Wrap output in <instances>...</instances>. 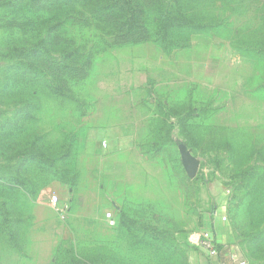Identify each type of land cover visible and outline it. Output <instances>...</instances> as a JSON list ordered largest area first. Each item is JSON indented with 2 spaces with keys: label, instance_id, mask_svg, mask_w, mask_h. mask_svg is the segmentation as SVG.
<instances>
[{
  "label": "rangeland",
  "instance_id": "374dc122",
  "mask_svg": "<svg viewBox=\"0 0 264 264\" xmlns=\"http://www.w3.org/2000/svg\"><path fill=\"white\" fill-rule=\"evenodd\" d=\"M108 127L132 143L100 172L77 153ZM32 142L52 164L17 170ZM75 172L82 205L48 204ZM218 222L264 264V0H0V264H209L192 237Z\"/></svg>",
  "mask_w": 264,
  "mask_h": 264
},
{
  "label": "crops",
  "instance_id": "0c3cea01",
  "mask_svg": "<svg viewBox=\"0 0 264 264\" xmlns=\"http://www.w3.org/2000/svg\"><path fill=\"white\" fill-rule=\"evenodd\" d=\"M124 129H119L117 127H108L104 130H102V134L98 135L95 134L93 137H89L86 140L80 144L77 156L82 158H94L98 162H100V172H102L103 168V160L107 156H113L116 154L117 147L123 148V151H129L130 145L132 141L129 139L119 138V133H123ZM127 132V131H126ZM125 133V132H124ZM115 137L119 138V140L115 139ZM115 143L116 146L114 145ZM119 144H122V146H119ZM114 166H112V164ZM127 163V161H112L110 169H119L120 167L123 168V166ZM119 167V168H118ZM124 169L126 170V166H124ZM124 170V172H125ZM115 171V170H114ZM79 172V171H78ZM78 172L73 173L72 175H68L66 178L69 180L72 184H62L59 182H56L55 185L52 188H49L47 192L44 191V195L47 199V203L50 202V193H56L59 195L61 200H66L69 198V200H75L77 205H82L84 196L88 195L89 193L85 194V191L82 190V184H83V177L79 176ZM114 179H125L123 175H115ZM190 179V178H189ZM119 182V180H116ZM108 198L109 203L114 207V209H118L117 203L118 198H121L123 194L120 192V190L114 187L109 188V191L106 195ZM69 211H73V208H71ZM67 210L66 212L69 213ZM218 225H213L211 229L209 230L214 240L216 241V244L221 247L222 250L226 251H235L234 248H229L227 246V241L224 239V233L227 232V227L222 225V223L218 222ZM200 234V233H199ZM199 234L197 236L192 237L193 240L198 239ZM226 251V252H228ZM204 253V252H203ZM238 253V252H237ZM239 254V253H238ZM240 256V254H239ZM208 257L209 264H230L229 261H227L226 258H215V257ZM241 257V256H240ZM242 258V257H241Z\"/></svg>",
  "mask_w": 264,
  "mask_h": 264
},
{
  "label": "trees",
  "instance_id": "16d2710c",
  "mask_svg": "<svg viewBox=\"0 0 264 264\" xmlns=\"http://www.w3.org/2000/svg\"><path fill=\"white\" fill-rule=\"evenodd\" d=\"M188 23H183V21H180L179 23H174L175 26L177 27H184L187 26ZM9 52H13V47H11L10 49H8ZM19 68H17L16 66H14V69H17L18 71H21L23 75H28L31 73V69L33 68V65L31 64H27V63H23L22 61L19 62ZM10 70H13V68H11ZM37 76V75H36ZM5 81V80H4ZM49 88L54 89V91H61L60 87L55 85H48ZM14 158H17L18 162L16 164V168L17 170L26 164H34V163H38V164H46V165H51L52 161L50 159H48L47 157H45V155L39 151V148L37 147V145L35 143H29L26 144L25 147H23L21 150H19L18 152H16L13 155ZM62 176H66V174H61ZM65 178V177H63ZM195 180V178L193 179ZM66 181H68V184H72L69 180L66 179ZM19 185L22 184V182L20 181L18 183ZM120 212V209L118 210V213ZM143 230H149L151 235H153L154 239L158 240V241H162L165 239L163 232H159L158 229H156L155 227H143ZM218 249H221L220 246L217 245ZM86 264V263H84Z\"/></svg>",
  "mask_w": 264,
  "mask_h": 264
},
{
  "label": "built area",
  "instance_id": "2783aa9c",
  "mask_svg": "<svg viewBox=\"0 0 264 264\" xmlns=\"http://www.w3.org/2000/svg\"><path fill=\"white\" fill-rule=\"evenodd\" d=\"M57 202H58V197L56 195H51L50 204L54 206L57 204ZM105 217L107 221L110 222L112 221L110 213H106ZM221 221L225 222L226 217L222 216ZM196 243L199 249L209 257L226 258L230 264H245L244 260L239 256L237 252L235 251L226 252L222 249H218L216 241L214 240L213 235L209 230H204L200 232Z\"/></svg>",
  "mask_w": 264,
  "mask_h": 264
},
{
  "label": "water",
  "instance_id": "95a60500",
  "mask_svg": "<svg viewBox=\"0 0 264 264\" xmlns=\"http://www.w3.org/2000/svg\"><path fill=\"white\" fill-rule=\"evenodd\" d=\"M181 165L188 178L193 179L198 171V160L191 155L190 151L183 144L178 146Z\"/></svg>",
  "mask_w": 264,
  "mask_h": 264
}]
</instances>
